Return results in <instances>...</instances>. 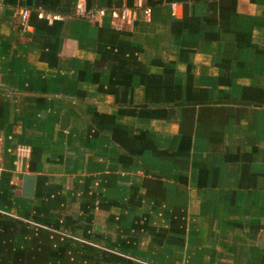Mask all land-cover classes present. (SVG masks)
Here are the masks:
<instances>
[{
	"label": "crops",
	"instance_id": "1",
	"mask_svg": "<svg viewBox=\"0 0 264 264\" xmlns=\"http://www.w3.org/2000/svg\"><path fill=\"white\" fill-rule=\"evenodd\" d=\"M76 3L0 0V264H264V0Z\"/></svg>",
	"mask_w": 264,
	"mask_h": 264
},
{
	"label": "built area",
	"instance_id": "2",
	"mask_svg": "<svg viewBox=\"0 0 264 264\" xmlns=\"http://www.w3.org/2000/svg\"><path fill=\"white\" fill-rule=\"evenodd\" d=\"M77 3L73 8V14L77 17L88 21H100L104 18H107L110 26L114 29L121 30L124 26L130 24L134 18L135 10L130 7L122 6V7H100L95 6L91 8H86L84 5L80 4L79 1L76 0ZM138 6L141 7V4ZM175 6V3H173ZM143 13L145 16L148 15L149 9L143 8ZM38 17L46 20L51 23L55 20H60L62 18V14L60 12H44L39 11L37 13ZM30 10L28 7H23L19 12V28L22 33H27L30 30Z\"/></svg>",
	"mask_w": 264,
	"mask_h": 264
},
{
	"label": "water",
	"instance_id": "3",
	"mask_svg": "<svg viewBox=\"0 0 264 264\" xmlns=\"http://www.w3.org/2000/svg\"><path fill=\"white\" fill-rule=\"evenodd\" d=\"M58 10L61 11V12H62V11H63V12H64V11H69V9H68V8H65V7H59ZM63 121H66V118H65ZM24 178H25V179H28V178H31V179H32V178H34V177H33L32 175H29V176H28V175H25ZM25 184H26V182H25ZM29 188H31V187H29ZM25 189H26V187H25ZM30 192H31V191H29V194H30Z\"/></svg>",
	"mask_w": 264,
	"mask_h": 264
},
{
	"label": "rangeland",
	"instance_id": "4",
	"mask_svg": "<svg viewBox=\"0 0 264 264\" xmlns=\"http://www.w3.org/2000/svg\"><path fill=\"white\" fill-rule=\"evenodd\" d=\"M108 233V232H107ZM101 241V240H100Z\"/></svg>",
	"mask_w": 264,
	"mask_h": 264
},
{
	"label": "trees",
	"instance_id": "5",
	"mask_svg": "<svg viewBox=\"0 0 264 264\" xmlns=\"http://www.w3.org/2000/svg\"><path fill=\"white\" fill-rule=\"evenodd\" d=\"M61 13V12H60Z\"/></svg>",
	"mask_w": 264,
	"mask_h": 264
}]
</instances>
